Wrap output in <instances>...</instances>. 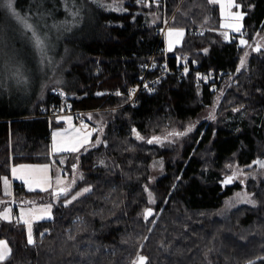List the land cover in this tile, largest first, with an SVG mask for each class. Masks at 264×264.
Wrapping results in <instances>:
<instances>
[{
  "label": "trees",
  "instance_id": "1",
  "mask_svg": "<svg viewBox=\"0 0 264 264\" xmlns=\"http://www.w3.org/2000/svg\"><path fill=\"white\" fill-rule=\"evenodd\" d=\"M49 1L84 11L88 22L63 39L49 78L32 89L34 80L25 77L23 88L31 92L21 99L0 96V217L13 197L15 212L51 203L54 214L35 223L33 244L19 215L0 218V240L12 249L3 264H133L138 255L147 257L146 264H264V180L248 184L256 205L220 215L227 199L243 188L233 179L224 182L229 167L253 168L258 158L264 160V50L242 66L240 34L224 39L221 7L209 0H125L126 11L92 0ZM39 2L15 0L13 7L28 21L35 19ZM236 2L244 13L243 34L263 32L264 0ZM4 8L17 18L0 6V23ZM166 20L187 30L171 53L173 64L180 57L204 68H226L233 84L211 91L192 78L180 82L169 76L156 93L128 104L141 62L166 46L157 33ZM199 27L205 32L189 34ZM165 57L163 52L159 61ZM56 87L72 95L74 109L84 110L87 121L99 127L95 138L102 132L103 143L69 154L67 170L83 176L67 196L30 191L20 182L6 195L3 181L14 165L53 164L51 131L62 122L37 113L53 99L61 102L52 95ZM216 103L212 119L207 111ZM192 124L195 128L184 133ZM176 133L183 134L170 141ZM157 159L165 169L155 177ZM84 188L91 191L72 199ZM146 209L153 213L147 219ZM223 224L232 230L227 233Z\"/></svg>",
  "mask_w": 264,
  "mask_h": 264
},
{
  "label": "rangeland",
  "instance_id": "2",
  "mask_svg": "<svg viewBox=\"0 0 264 264\" xmlns=\"http://www.w3.org/2000/svg\"><path fill=\"white\" fill-rule=\"evenodd\" d=\"M66 1V0H65ZM99 6L114 11H126L127 7L125 4V0H92ZM224 7L221 6V3H218L221 7L222 12V27L221 34L223 35L226 41H231L240 34L241 39L248 42L246 45H241L245 47L244 51V65H246L250 57L253 55V52H259L264 50V31L254 34L252 37L248 35H244V13L241 10V7L228 9L226 7L227 0H222ZM237 3V2H236ZM21 8V7H19ZM5 9V8H4ZM72 7L69 5L61 6L55 1H46L40 0L37 15L35 19H29L27 21L28 24H31L35 32L39 35V37L43 40L45 45L46 55L43 60L41 57V52L35 45V41L33 38V33L29 29H27L21 20L12 16L10 12L6 9V16L4 20L0 23V95L3 96L4 99L8 101H15L21 99V96L25 94H29L31 91L23 88V80L29 79L28 81L31 83V79H33V84L31 88H34L35 82L38 80H46L49 76L56 70L59 60L61 59V43L63 39L80 28H83L85 24L88 22V17L85 12L76 13L72 11ZM237 11L242 13V18L239 20L235 19L233 16L228 13H236ZM19 14V13H18ZM150 18L153 14H147ZM239 25L240 31H235L234 27L231 26ZM25 30V31H24ZM173 31V35L169 36V32ZM182 31L184 33L183 36H177L176 32ZM187 33V30L182 27H171L167 32L166 37V46L167 50L170 52L175 51L179 46L182 45L184 37ZM20 35V36H18ZM27 36V37H26ZM23 38V39H22ZM22 39V40H21ZM27 40V41H26ZM250 45V46H249ZM259 48V51H256L255 48ZM29 51V55H28ZM247 53V56H245ZM19 69L22 74V79H18L15 75L16 70ZM26 77V78H25ZM25 78V79H24ZM59 88V87H58ZM60 89V88H59ZM62 90V89H61ZM64 91V90H63ZM65 92V91H64ZM67 93V92H65ZM68 94V93H67ZM69 95V94H68ZM72 96V95H69ZM73 98V97H71ZM218 114V103L216 105L209 108L207 111V116L214 119ZM69 118L71 119V124L68 123ZM86 119V118H85ZM62 122V126L55 127L51 131V145H52V155L57 156V161L60 162V165L52 166L48 165V172L53 175L55 184L57 187H61L62 189H66L70 192L71 189L75 188L77 183L82 179V172L78 171L75 175L72 174L71 171L64 172L63 168L70 166V156L69 154L72 151H53V145L55 144L57 149L60 148H70L74 144H79L87 138V142L83 143V146L79 148V151L82 152L89 147L94 145H100L103 143L102 132L99 134L97 138L95 135L99 127L95 126L91 122H88L86 119L85 124H78L74 118V116H65L64 118L59 119ZM195 128V125H189L186 129L187 132H190ZM79 130V131H77ZM55 133H59L54 137ZM90 134V135H89ZM183 134V133H182ZM181 135L172 134L170 137V141H174L175 139H179ZM96 141H99L97 144ZM175 142V141H174ZM62 161V162H61ZM264 163V160L261 161ZM261 163L257 164L253 168H245L241 167L238 164L231 165L230 174L236 175L234 177V181L242 184L243 188L234 193L233 196L229 197L226 201V205L224 209L220 212L221 216H227L230 211L241 206V205H253L248 201H254L256 205L257 199L255 193L250 191L248 188V184L250 180L254 179L257 182L264 180V167H261ZM25 166H31L33 169L37 170L40 164H22ZM22 165H17L14 168L18 169L16 173H12V176H27L32 180V176L34 174V170H30V167L21 169ZM165 169V164L162 159H157L152 164L153 175L160 176L162 175ZM38 171V170H37ZM53 171V173H52ZM42 176L46 175L42 171H38ZM12 177V178H13ZM12 178H8V185H6V191L11 195L12 193ZM59 178V183H57V179ZM75 181V183H73ZM49 184L41 183L39 188L46 187L48 188ZM83 190L77 191L75 195ZM85 194V193H84ZM81 196V195H76ZM13 197V196H12ZM12 199H10V203L13 204ZM153 199V197H151ZM15 201V200H14ZM51 206L48 209L47 214H45L43 209L47 206ZM11 209L9 213L10 219L14 217L13 209L11 206H7L2 212V216L4 213H8V210ZM28 208L19 207V211L21 216H24V212H26ZM34 212L27 219V224H25L28 231V224L31 225L32 228V238L35 243V232L33 222H38L41 220H50L53 218V206L51 204L41 203L33 208ZM25 216H27L25 214ZM32 216V217H31ZM22 219V218H21ZM24 220V219H23ZM25 221V220H24ZM29 234V233H28ZM7 241V240H5ZM8 243V241H7ZM11 248L10 244L8 243ZM12 250V249H11ZM12 253V251H11Z\"/></svg>",
  "mask_w": 264,
  "mask_h": 264
},
{
  "label": "built area",
  "instance_id": "3",
  "mask_svg": "<svg viewBox=\"0 0 264 264\" xmlns=\"http://www.w3.org/2000/svg\"><path fill=\"white\" fill-rule=\"evenodd\" d=\"M170 20H166L163 27L157 33L160 42L164 41L167 37V32L170 28ZM191 34L203 33L204 28H191ZM158 52H164L166 57L163 61H159ZM141 75L138 80L129 88V104L136 105L138 97L143 94H154L163 85L166 78L169 76H176L180 82L187 79H194L195 84L199 87L210 88L215 91L222 86L233 84L231 79V71L226 69L204 68L198 62L189 59L178 57L175 63H172L171 53L167 50L166 46H158L153 55L148 61L140 64ZM52 95L61 99L59 103H51L49 106L44 107L39 116L49 119L62 118L68 115L74 116L76 122L80 125L86 123L84 117L85 111L74 109L72 105L71 96L59 88L52 89ZM66 170V169H65ZM13 205L15 201L12 199Z\"/></svg>",
  "mask_w": 264,
  "mask_h": 264
},
{
  "label": "snow or ice",
  "instance_id": "4",
  "mask_svg": "<svg viewBox=\"0 0 264 264\" xmlns=\"http://www.w3.org/2000/svg\"><path fill=\"white\" fill-rule=\"evenodd\" d=\"M14 2H15V0H0V6H4V7H6L7 9H9V10L13 13V15H16V16H17V19L21 20V22L25 25V27H26L27 29H29L30 31H32V33H33V38H34V41H35V45H36V47L39 49V51L41 52V57H42V60H43L44 56L46 55L44 42H43V40L39 37V35L35 32V30L33 29L32 25L27 23V19H26V18H21V17H19V14L15 12V8L13 7ZM209 3H211V4H218V3H221V6L224 7V5H223V3H222V0H209ZM226 7H227L228 9H231V8H237V9H238V8L240 7V4L236 3V0H227V5H226ZM228 14L231 15V16H233V17H234L235 19H237V20H239L240 18H242V13L239 12V11H237L236 13H231V12H229ZM230 26H231V25H230ZM231 27H234L235 31H237V32L240 31L239 25H235V26H231ZM171 35H173V31H170V32H169V36H171ZM176 35H177V36H183L184 33H183L182 31H177V32H176ZM240 43H241L242 45H246V44H248V42L245 41V40H243V39H241ZM249 46H250V45H249ZM255 50H256V51H259V48L257 47ZM245 56H247V53H245ZM244 63H245V61H244V60H241V65H242V66L244 65ZM15 75L17 76L18 79H22V74L20 73L19 69L16 70ZM117 94H119V93H117ZM68 123L71 124V119H70V118H69V120H68ZM77 131H79V130H77ZM56 135H59V133H55V134H54V137H55ZM89 135H90V134H89ZM176 135H182V133H176ZM141 139H142V137H141ZM156 139H159V138L157 137ZM84 142H87V138H85V140L82 141V142H80L79 144H74V145H73L72 147H70V148H60V149H57L56 146H55V144H54V145H53V151H54V152H55V151H72V152H76V151H79V148L83 146V143H84ZM96 143L98 144L99 141H96ZM148 143H152V141L149 140ZM61 162H62V161H61ZM258 163H261V162H258ZM28 167H31V166H25V165H22V166H21V169H23V168H28ZM261 167H264V163H261ZM48 168H49L48 165H42V166H39V168H38L37 170H38V171H42V172H44V173H47V172H48ZM73 170H74V168H73ZM12 171H13V173H16V172L18 171V169H15V168H14ZM18 178L23 179V177H18ZM230 180H231V177H230L229 180L226 181V182H230ZM3 182H4L5 185H8V183H9L8 178L5 177ZM31 182H32V183H37V184H40V183L48 184V182H49V178L45 176L44 178H41V179H34V180L31 181ZM59 182H60V181H59V178H58V179H57V183H59ZM24 183L28 184V183H30V181L27 180V179H25V180H24ZM73 183H75V181H73ZM49 186H50V185H49ZM41 190H42V191H46L47 188H46V187H42ZM90 191H91L90 188H84L82 192H79V193H77L76 195H83L84 193H87V192H90ZM60 192H61L62 194H64L65 196H67V194H68V191H67L66 189H61ZM5 194L7 195V194H10V193H8V192L6 191ZM58 194H59V193H58ZM58 194H57V195H58ZM76 195H73L72 199H75V198H76ZM150 202H154V201H150ZM248 202H249V203H252L253 205L255 204V202H254V201H251V200H249ZM68 203H71V200H69ZM50 207H51V206L49 205V206H47L45 209H43L42 211H44L45 214H47L48 209H50ZM10 212H11V209L8 210V213H4L3 216L0 217V218H3V219H10V216H9V213H10ZM144 215H145V218L147 219V217L153 215V213H152V211H151L150 209H146ZM25 223L27 224L28 222L25 221ZM28 233H29V234H28V243H29V244H33L34 241H33L32 234H31V233H32V228H31V225H30V224H28ZM11 251H12V250H11V248L9 247L7 241H5V240H0V264H3V262L7 261V260L10 258V256H11ZM133 264H146V257L138 255V256H137V260L134 261Z\"/></svg>",
  "mask_w": 264,
  "mask_h": 264
},
{
  "label": "crops",
  "instance_id": "5",
  "mask_svg": "<svg viewBox=\"0 0 264 264\" xmlns=\"http://www.w3.org/2000/svg\"><path fill=\"white\" fill-rule=\"evenodd\" d=\"M96 131H98L97 128H96ZM53 156H54V158H53V164H40V165H51L52 168H53V166H55V165H60V162L57 161L55 155H53ZM18 165H22V164H18ZM30 165H31V164H30ZM15 166H17V165H14V166L12 167V170L14 169ZM30 170H34V174H33V176H32V180H30V178H28L27 176H23V179H20V178H18V177H21V176H18V177L15 176V177H13L12 174H11V178L13 177V178H12V179H13V181H12V193H13V189H14V183H15V182H20V183L24 184L25 187H26L28 190H30V191L52 192V193H55V194H58V193H59V194H62V193L60 192V190H61L62 188L56 186V184H55V180H54V177H53V175H51V173L48 172L46 175L42 176L37 170L33 169L32 167H30ZM12 173H13V171H12ZM52 173H53V171H52ZM13 174H14V173H13ZM45 176L49 178V182H48V184H49L50 186H48V188H47L46 191H42L41 188H39L40 185H41V183H40V184H37V183H32L31 181H33L34 179H41V178H44ZM25 179L29 180L30 183H28V184L24 183V180H25ZM5 190H6V185H5ZM55 200H56L57 202L60 201V196H57ZM49 204H51V203H49ZM37 205H38V204H37ZM51 205L53 206V204H51ZM10 206H11V208L13 209L12 205H10ZM34 206H36V205H27V206H23V207L28 208V210H27L26 212H24V216H21L20 211H18V212H19V219H20L24 224H26L25 221H27V219H28V217L30 216V214L32 215V213L34 212V210H33ZM25 214H26L27 216H25ZM31 217H32V216H31ZM21 218H22V219H21ZM23 219H24L25 221H24ZM7 220H10V219H7ZM35 223H36V222H33V225H34V226H35Z\"/></svg>",
  "mask_w": 264,
  "mask_h": 264
},
{
  "label": "bare ground",
  "instance_id": "6",
  "mask_svg": "<svg viewBox=\"0 0 264 264\" xmlns=\"http://www.w3.org/2000/svg\"><path fill=\"white\" fill-rule=\"evenodd\" d=\"M160 28H161V27H160ZM157 31H158V30H157ZM188 32H189V31H188ZM189 34H191V33H189ZM196 34H197V33H196ZM18 36H20V35H18ZM157 36H158V35H157ZM26 37H27V36H26ZM22 39H23V38H22ZM22 39H21V40H22ZM158 40H159V39H158ZM26 41H27V40H26ZM231 41H232V40H231ZM156 45H157V44H156ZM255 49H256V48H255ZM259 50H260V49H259ZM154 52H155V51H154ZM162 53H163V52H161V53L158 55V57H159ZM171 53H172V52H171ZM28 55H29V51H28ZM149 58H150V57H149ZM149 58H148V59H149ZM158 59H159V58H158ZM146 61H148V60H146ZM141 63H142V62H141ZM209 67H210V66H209ZM213 68H215V67H213ZM222 69H223V68H222ZM224 69H226V68H224ZM226 70H227V69H226ZM230 71H232V70H230ZM233 73H234V72H233ZM234 79H235V78H234ZM232 80H233V79H232ZM131 86H132V85H131ZM196 86H197V85H196ZM56 88H57V87H56ZM129 88H130V87H129ZM200 88H203V87H200ZM227 88H228V87H227ZM145 95H146V94H145ZM151 95H152V94H151ZM0 96H1V95H0ZM71 97H72V96H71ZM71 99H72V98H71ZM73 99H74V98H73ZM73 99H72V100H73ZM53 100H56V99H53ZM53 100H52V103L55 102V101H53ZM59 100H60V99H59ZM59 100L57 99V101H59ZM50 102H51V101H50ZM128 104H129V103H128ZM47 105H48V104H47ZM45 106H46V105H45ZM45 106H44V107H45ZM42 107H43V106H42ZM74 107H75V106H74ZM11 109H12V108H11ZM40 109H41V108H40ZM37 114H40V113H37ZM40 118H41V117H40ZM43 119H45V118H43ZM49 120L52 122V119H49ZM71 193H72V192H71ZM220 218H221V217H220ZM223 218H224V217H223ZM235 219H236V218H235ZM232 220H233V219H232ZM232 220H230V222H231ZM237 220H238V219H237ZM224 221H225V220H224ZM225 222H226V221H225ZM227 222H228V221H227ZM224 224H225V223H224ZM224 224H223V225H224ZM227 224H228V227L233 226V225H232L231 223H229V222H228ZM235 224H236V222H235ZM237 226H238V225H237ZM225 227H226V225H224V228H225ZM234 228H235V227H234ZM222 229H223V226H222ZM225 230H226L227 233H228V231H229V230H232V228H230L229 230H227V229L225 228ZM225 230H223L222 232H224ZM226 231H225V232H226ZM230 232H231V231H230ZM227 233H226V234H227ZM232 233H233V231H232ZM229 235H231V234H229ZM226 236H227V235H226ZM230 237H231V236H230ZM232 238H233V237H232ZM81 251H82V250H81ZM82 252H83V251H82ZM82 252H81V253H82Z\"/></svg>",
  "mask_w": 264,
  "mask_h": 264
},
{
  "label": "water",
  "instance_id": "7",
  "mask_svg": "<svg viewBox=\"0 0 264 264\" xmlns=\"http://www.w3.org/2000/svg\"><path fill=\"white\" fill-rule=\"evenodd\" d=\"M261 161H263L261 158H258L257 159V163L258 162H261ZM258 164H260V163H258ZM230 177H231V179H234L235 176L234 175H230V176L226 177L225 180H224V182L227 183L226 181H228ZM144 257H146V256H144ZM146 261H147V257H146Z\"/></svg>",
  "mask_w": 264,
  "mask_h": 264
}]
</instances>
